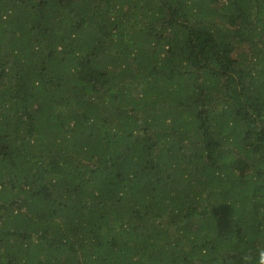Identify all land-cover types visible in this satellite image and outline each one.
<instances>
[{
    "label": "trees",
    "instance_id": "obj_1",
    "mask_svg": "<svg viewBox=\"0 0 264 264\" xmlns=\"http://www.w3.org/2000/svg\"><path fill=\"white\" fill-rule=\"evenodd\" d=\"M261 250L264 0H0V264Z\"/></svg>",
    "mask_w": 264,
    "mask_h": 264
},
{
    "label": "clouds",
    "instance_id": "obj_2",
    "mask_svg": "<svg viewBox=\"0 0 264 264\" xmlns=\"http://www.w3.org/2000/svg\"><path fill=\"white\" fill-rule=\"evenodd\" d=\"M242 259L246 262L249 258L245 256ZM259 264H264V250L259 252Z\"/></svg>",
    "mask_w": 264,
    "mask_h": 264
}]
</instances>
